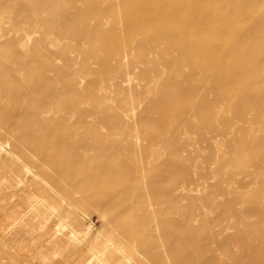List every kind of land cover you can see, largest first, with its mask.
<instances>
[{
	"label": "rangeland",
	"instance_id": "1",
	"mask_svg": "<svg viewBox=\"0 0 264 264\" xmlns=\"http://www.w3.org/2000/svg\"><path fill=\"white\" fill-rule=\"evenodd\" d=\"M91 1L0 0V264H80L103 239L119 249L105 251L111 264H264V105L235 116L240 92L220 99L211 86L203 95L209 85L199 65L182 64L168 39L148 35L183 20L161 11L129 29L123 13L138 0H95L117 5L96 25ZM226 1L222 8L242 18L231 33L256 34L219 41L261 47L264 0ZM165 6L153 1L151 12ZM94 26L98 34L90 35ZM247 79L251 93L263 91V77ZM202 100L208 111L197 110ZM64 135L66 178L45 157L58 148L49 139ZM97 179L114 194L108 204L120 222L107 225V206L71 192ZM61 221L89 230L45 261L60 251L51 235Z\"/></svg>",
	"mask_w": 264,
	"mask_h": 264
},
{
	"label": "bare ground",
	"instance_id": "2",
	"mask_svg": "<svg viewBox=\"0 0 264 264\" xmlns=\"http://www.w3.org/2000/svg\"><path fill=\"white\" fill-rule=\"evenodd\" d=\"M109 1L111 2L113 0H106V2ZM138 1V6L136 8L129 10L128 13L127 11L123 13L124 15L129 14L131 16V21H129L126 25L129 29H135L139 27L141 23H145L152 18H161V11L168 12V18L171 20L181 19L185 22L183 25L176 27H174V25H170L168 27L165 23H163L164 25H158V29L152 33H148V35L154 38L168 39L167 43H169L171 54L173 53V56L176 59L180 58L182 64L195 62L199 65L197 72L202 75V78L206 77V82L202 85H209V87L203 92V95L211 93L210 90H212V88L213 92L216 91L215 87H217L218 90L216 92V96L220 99L229 97L230 92L232 93L233 91H237L238 94L240 92V98L243 99L244 102L242 105L234 107L235 116L240 119L243 117L245 109L263 107L264 76L262 74V68H264V44L257 49L254 45L247 46L245 43H239L231 46L229 44L224 45L221 41H219L231 35H239L244 38V36L253 37L256 34V31L253 28H251L248 32L231 33L233 30L232 27L234 26L233 23L242 18L240 15H236L228 8H222V6L228 5L230 2H227L226 0H160L166 6L161 10L151 12L153 1L157 0ZM89 7L92 10H96L98 12L97 14L100 16L97 17V20H94L96 25L98 19L104 17L105 15L114 16L117 11L116 4H109L107 7L101 8L97 5L95 0L90 2ZM142 10L144 13L141 14ZM165 26L166 28H164ZM92 29V31L88 32L90 35L98 34L95 26ZM190 33H195L199 37L191 39ZM112 34L113 33H102L101 36L106 37ZM131 34L132 33L129 35ZM148 41L145 40L143 42L145 43L144 47L148 45ZM148 48L149 47H147V49ZM253 53L255 58L252 61H246L244 59L246 54ZM117 54L119 55V53ZM244 54L245 56H241ZM103 66L108 67L106 65V61L103 62ZM226 66L228 68H224ZM251 76L263 77V79H261V85L263 86V91L261 93H251L250 89L246 86L248 80L247 78H250ZM200 85L201 84H198L196 88ZM225 90L227 91L226 94L223 93ZM70 101L71 99L68 100V102ZM245 104L249 106L247 107ZM209 105L210 103H208L207 100H202L197 107V110L199 108L202 112L204 110L208 111L210 109ZM262 115H264V112ZM211 132H215V129ZM69 137L70 136L68 135H64L49 139L51 144L58 148L55 152L52 154L49 153L45 157L48 163L50 162V164L56 168L59 177H67L64 172L65 166L63 164V159L67 156V148L69 147L67 139ZM1 149L3 148L0 147V150ZM37 152L41 153L40 147H37ZM79 163L80 160H78L75 164L74 168L76 171L79 170L77 165ZM105 167L113 172V166ZM27 172L28 170H25V173ZM98 182H100L98 179L91 183L89 181H84L76 186L75 189H71V192H78L80 195L88 198L92 205L96 207L102 208L107 206L108 218L105 217L107 219V225L112 224V222H120V220L115 216L114 204H108V201L114 197L112 196L114 194L102 192L100 187H97ZM65 191L68 192L64 189L63 192ZM139 193L141 192L137 189V201L142 199V195ZM36 203L40 204L45 211L49 212V214H54L56 211V208L50 205L45 198L39 197ZM143 205L144 204L140 202V207H144ZM60 223L61 225H59V227H57L55 232L51 235L53 246H56L60 249V251L54 252L51 250L50 256L48 257L43 255L45 261L48 259L50 260L51 258L54 259V257L57 256L60 257L66 243L78 244L84 239L89 230V225L87 223L80 225L79 230L71 228L69 223L66 221H61ZM128 225L133 226L132 220H130V223H127L125 226ZM42 226H40V228H42ZM126 233L131 235V238L139 235L137 230L131 229L127 230ZM94 240L96 241V239ZM110 248L119 250L110 239H103L98 247L95 248L91 246L90 249L84 250V253L80 257L82 260L80 264H111L105 260L103 256L105 251Z\"/></svg>",
	"mask_w": 264,
	"mask_h": 264
}]
</instances>
